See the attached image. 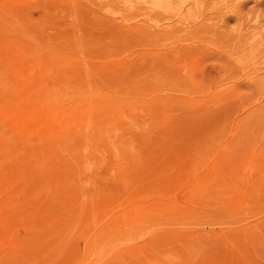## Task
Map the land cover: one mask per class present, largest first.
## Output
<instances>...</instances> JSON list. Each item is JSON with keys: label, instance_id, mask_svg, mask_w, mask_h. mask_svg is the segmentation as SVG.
<instances>
[{"label": "rangeland", "instance_id": "rangeland-1", "mask_svg": "<svg viewBox=\"0 0 264 264\" xmlns=\"http://www.w3.org/2000/svg\"><path fill=\"white\" fill-rule=\"evenodd\" d=\"M152 1L0 0V264H264V0Z\"/></svg>", "mask_w": 264, "mask_h": 264}, {"label": "bare ground", "instance_id": "bare-ground-1", "mask_svg": "<svg viewBox=\"0 0 264 264\" xmlns=\"http://www.w3.org/2000/svg\"><path fill=\"white\" fill-rule=\"evenodd\" d=\"M181 3H183L185 0H178ZM200 1V0H199ZM198 1V2H199ZM186 2V1H185ZM125 3H129V5L127 6L129 9L130 8H135L134 6H138L141 9H145V10H149L152 9V5L154 4V2L152 0H126ZM177 3V2H176ZM137 8V7H136ZM139 8V9H140ZM178 12V11H177ZM176 14V13H175ZM175 16V15H174ZM177 19V18H176ZM152 28V27H151ZM94 162V161H93ZM90 168V166H89ZM87 169V168H86ZM89 171V170H88Z\"/></svg>", "mask_w": 264, "mask_h": 264}]
</instances>
